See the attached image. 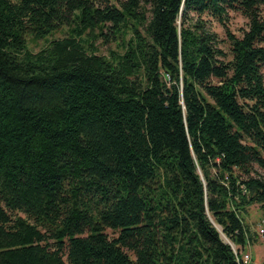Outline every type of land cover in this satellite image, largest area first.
Segmentation results:
<instances>
[{
  "label": "trees",
  "instance_id": "trees-1",
  "mask_svg": "<svg viewBox=\"0 0 264 264\" xmlns=\"http://www.w3.org/2000/svg\"><path fill=\"white\" fill-rule=\"evenodd\" d=\"M263 6L0 0V264H238L264 210Z\"/></svg>",
  "mask_w": 264,
  "mask_h": 264
},
{
  "label": "rangeland",
  "instance_id": "rangeland-1",
  "mask_svg": "<svg viewBox=\"0 0 264 264\" xmlns=\"http://www.w3.org/2000/svg\"><path fill=\"white\" fill-rule=\"evenodd\" d=\"M262 15L264 16V6L262 7ZM202 18L206 20L207 28L218 35V38L220 40L219 46L224 50L229 51L230 43L225 27L211 16L203 15ZM227 25L232 34L241 36L244 30L248 28V18L239 11L229 10V19L227 21ZM67 32L68 31L66 28H62L54 32L52 35L48 36L47 40L63 37L67 34ZM103 32L107 33L108 30L104 29ZM124 32V34L122 32L115 33L114 35L112 34L110 37H107L105 35L99 36L97 35V33L92 34L91 39L94 46L97 48L96 53L109 56L112 50L121 49L123 40L128 42L133 33L128 27L125 28ZM47 40L41 39L38 41H33L29 36L28 47L32 51L36 52L47 44ZM262 72L264 74V67L262 68ZM257 170L262 175H264V171L262 169L257 167ZM242 216L244 223L249 227L251 233L256 238L255 241H249L245 250L250 252L252 257L254 256L257 260L260 261V263L264 264V234L260 233V230L264 229V210L260 207V205H251L246 213L243 212ZM108 232L109 234H112L111 230H108Z\"/></svg>",
  "mask_w": 264,
  "mask_h": 264
},
{
  "label": "built area",
  "instance_id": "built-area-1",
  "mask_svg": "<svg viewBox=\"0 0 264 264\" xmlns=\"http://www.w3.org/2000/svg\"><path fill=\"white\" fill-rule=\"evenodd\" d=\"M260 233L264 234V229L260 230ZM233 250L236 255L238 264H262L260 262H255L250 252L245 249H240L236 245H233Z\"/></svg>",
  "mask_w": 264,
  "mask_h": 264
},
{
  "label": "crops",
  "instance_id": "crops-1",
  "mask_svg": "<svg viewBox=\"0 0 264 264\" xmlns=\"http://www.w3.org/2000/svg\"><path fill=\"white\" fill-rule=\"evenodd\" d=\"M253 258H254V261H255V262H260V261H259V260H257V259H256L254 256H253Z\"/></svg>",
  "mask_w": 264,
  "mask_h": 264
}]
</instances>
